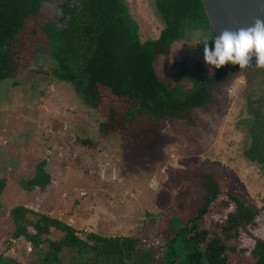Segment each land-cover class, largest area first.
<instances>
[{"label": "rangeland", "instance_id": "rangeland-1", "mask_svg": "<svg viewBox=\"0 0 264 264\" xmlns=\"http://www.w3.org/2000/svg\"><path fill=\"white\" fill-rule=\"evenodd\" d=\"M71 1L76 5L77 0ZM124 2L138 25L139 40L156 38L162 24L153 15L152 0ZM55 8L50 4L30 20L21 42L39 44V28L54 19ZM205 37L193 32L174 43L157 60L158 76L184 90L190 87L188 74L208 76ZM88 102L91 108L80 104L63 82L30 89L12 87L10 79L0 81V179L5 181L0 193V264L40 260L22 239L10 241L9 210L16 206L57 219L78 230L79 238L86 232L132 238L135 259L151 255L155 262L159 258L154 248L162 250L174 232L168 222L187 221L201 207L200 189L192 181L196 173L217 176L218 186L251 207L264 206V167L244 156L250 144V112L264 114L263 68H238L211 91L207 106L191 110L190 123L171 119L157 134L147 133L146 118L120 131L122 101L104 90ZM103 120L104 135L97 128ZM41 161L49 183L43 188L22 186ZM222 200L215 199L200 222L201 245L218 239L225 264H254L250 250L264 239V211L251 224L233 223V209Z\"/></svg>", "mask_w": 264, "mask_h": 264}, {"label": "trees", "instance_id": "trees-1", "mask_svg": "<svg viewBox=\"0 0 264 264\" xmlns=\"http://www.w3.org/2000/svg\"><path fill=\"white\" fill-rule=\"evenodd\" d=\"M75 3L71 0H0V81L10 79L12 87L30 89L39 88L40 84L67 83L78 102L88 108H91L88 99H99V92L104 90L113 99L122 101L120 131L132 128L139 118H146L145 127L151 130L147 133L157 134L168 120L190 123L191 110L207 106L211 91L239 68L231 64L219 69L210 66L208 76L188 74L190 87L185 90L178 83H172L173 80L167 82L158 76V58L168 55L169 48L185 36L198 32L209 38L208 44L212 47L210 39L214 36L208 29L200 0H152L153 15L162 27L156 38L142 42L138 25L124 0H77ZM50 4H56V16L40 26L39 44L21 42L28 22ZM18 61H23V65L14 66ZM14 69L18 72L12 73ZM250 114L253 128L244 156L249 162L264 167V114L257 110H251ZM105 122L97 127L101 134L105 133ZM44 165L45 161L38 162L31 179L22 186L45 187L49 176ZM196 174L192 181L200 189L201 207L187 221L177 225L168 222L174 232L165 239L162 250L154 248L159 261H152L151 255L150 259H135L137 246L132 238L102 237L89 232L79 238L78 230L21 206L9 210L13 226L10 241L22 239L28 244L40 256L37 264H225L221 241L211 238L201 245L197 233L209 205L218 198L226 200L224 205L233 209L231 222L243 224L253 223L264 206L251 207L223 190L222 185L218 186L217 176ZM4 185V179H0V193ZM250 254L254 264H264V239L255 241Z\"/></svg>", "mask_w": 264, "mask_h": 264}, {"label": "clouds", "instance_id": "clouds-1", "mask_svg": "<svg viewBox=\"0 0 264 264\" xmlns=\"http://www.w3.org/2000/svg\"><path fill=\"white\" fill-rule=\"evenodd\" d=\"M203 39V60L206 65L219 69L228 64L238 65L245 69L253 56L256 66L264 68V19L256 18L249 27H239L235 30L225 28L219 36Z\"/></svg>", "mask_w": 264, "mask_h": 264}, {"label": "water", "instance_id": "water-1", "mask_svg": "<svg viewBox=\"0 0 264 264\" xmlns=\"http://www.w3.org/2000/svg\"><path fill=\"white\" fill-rule=\"evenodd\" d=\"M207 26L213 36L229 28L249 27L256 18L264 19V0H200ZM256 66L252 57L245 69Z\"/></svg>", "mask_w": 264, "mask_h": 264}, {"label": "flooded vegetation", "instance_id": "flooded-vegetation-1", "mask_svg": "<svg viewBox=\"0 0 264 264\" xmlns=\"http://www.w3.org/2000/svg\"><path fill=\"white\" fill-rule=\"evenodd\" d=\"M252 68H254V67H252ZM252 68H250V69H252ZM255 68L260 69L259 67H255ZM263 69H264V68H263ZM244 70H247V69H244ZM248 105L250 106V104H248ZM251 116H252V115H251ZM249 127H250L249 130L252 131V130H251V127H252V126H249ZM250 134H251V133H250Z\"/></svg>", "mask_w": 264, "mask_h": 264}]
</instances>
